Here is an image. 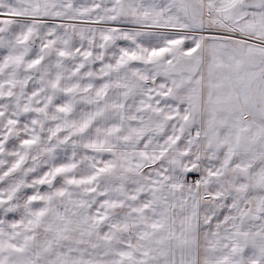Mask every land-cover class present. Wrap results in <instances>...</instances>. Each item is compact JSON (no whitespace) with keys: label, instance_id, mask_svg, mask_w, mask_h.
I'll return each mask as SVG.
<instances>
[{"label":"snow or ice","instance_id":"obj_1","mask_svg":"<svg viewBox=\"0 0 264 264\" xmlns=\"http://www.w3.org/2000/svg\"><path fill=\"white\" fill-rule=\"evenodd\" d=\"M0 264H264V0H0Z\"/></svg>","mask_w":264,"mask_h":264}]
</instances>
